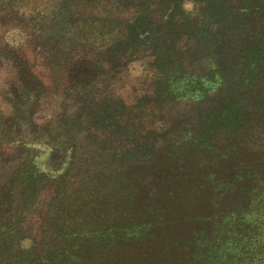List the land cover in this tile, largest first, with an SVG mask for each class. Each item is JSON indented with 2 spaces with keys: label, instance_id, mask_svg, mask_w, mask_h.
Masks as SVG:
<instances>
[{
  "label": "trees",
  "instance_id": "obj_1",
  "mask_svg": "<svg viewBox=\"0 0 264 264\" xmlns=\"http://www.w3.org/2000/svg\"><path fill=\"white\" fill-rule=\"evenodd\" d=\"M144 59L152 88L129 105L114 86ZM1 72L0 264H264V139L236 148L264 117V0H0ZM213 90L204 121L172 113ZM196 146L213 171L169 164L189 180L171 199L212 208L129 220L144 157ZM179 214L190 229L168 235Z\"/></svg>",
  "mask_w": 264,
  "mask_h": 264
},
{
  "label": "rangeland",
  "instance_id": "obj_2",
  "mask_svg": "<svg viewBox=\"0 0 264 264\" xmlns=\"http://www.w3.org/2000/svg\"><path fill=\"white\" fill-rule=\"evenodd\" d=\"M194 5L191 2L186 3L187 9H193ZM9 41L13 44H17L22 41L23 34L19 32L18 30L12 31L8 34ZM35 69L37 70L39 76L46 79V73L43 69L40 68V66H36ZM6 75V72L0 73V86H3L2 77ZM154 77V71H152V68L150 67L148 60H137L134 63H132L127 72L125 73V76L121 82H118L114 86V92L116 96L121 97L127 104H133L138 97H140L144 93H148L151 91L152 88V81ZM263 89H264V83H262ZM216 90L211 91L208 96L203 98H196V99H183L181 100L177 105L170 106L172 113H178L181 112H195L196 118H200L204 121V119L207 116V113L209 110H211L214 105H216V100L218 101L220 97L217 95L214 96ZM214 98V99H212ZM53 108H50L47 110V112L52 111ZM0 111L7 113L9 111L8 106L3 102V100L0 98ZM50 113L46 114V111H44L39 115L41 118V121L48 119L50 117ZM185 118V117H182ZM260 121V122H259ZM253 128L251 130L252 136L248 139L249 141L246 142V144H241L240 142L236 143V148L238 150H242L243 148H247V150H253V149H260L261 148V142L264 139V117L258 118L257 123L252 122ZM194 135H197V131L194 130L192 132ZM221 136V135H220ZM180 144L181 142L178 140L177 142ZM201 148L193 147L191 148V151H184V154L186 156H183L184 161L175 162L174 158L170 156H163L158 158L151 159L150 157H144V164L142 167L139 168V171H143L144 174L140 175V179L138 180L137 184H140L137 186V189L135 191V195H139V199L135 201L134 205L132 204V210L127 213V216L129 220H135V219H145L150 218L153 219L155 222H157L154 217L155 215H164L169 219L171 216V212H183L188 213L189 215L195 216L200 212V210H210L212 208L211 204H207L205 197H199L195 196L193 198V202L191 204L187 203V198H177L175 200L171 199V196H179V192H176L172 194L173 191H176V189L187 187L188 181L182 176H176V171L168 170V165L172 164L174 169L181 170L182 175L184 173L191 174L189 172V168L192 169L194 179L198 178L199 174H202L203 171H209L212 172L213 168L212 165L208 166L205 165V162H202L204 160V157H201L205 154L206 151H199ZM181 152V151H180ZM182 159V158H181ZM208 160V158H207ZM184 162V163H183ZM136 163V162H133ZM203 163V164H200ZM182 164V165H181ZM14 166V165H13ZM130 167V166H129ZM126 168V167H125ZM131 168V167H130ZM129 168V169H130ZM123 170V169H121ZM218 172H222L223 168L216 169ZM127 172V171H126ZM126 172L124 174L126 175ZM129 172V171H128ZM127 172V174H128ZM197 172L199 173L198 175ZM12 176V170L9 168L6 169L0 165V185H3L4 181ZM137 172L132 171V174L130 176L128 175V178H136ZM139 178V177H137ZM82 179L79 178L77 180L72 181L69 183L68 186V192L72 191L76 186H78V183ZM215 202V201H214ZM172 207V208H171ZM177 210V211H176ZM135 211V212H134ZM134 212L133 217L130 216ZM176 218H181V215L179 214L174 215ZM184 228H189V223H185V221L182 219L177 225L175 226H169L167 228L168 235H173L176 233H181ZM162 232L164 230L162 229ZM155 241V240H154ZM165 241V240H164ZM146 245L148 244H140V245H134L133 247H128L126 251L130 254L132 253L135 255L136 251H139L140 249H147ZM142 258V257H141ZM118 264H143L144 260H139V256H130L129 258L125 257V255L117 257Z\"/></svg>",
  "mask_w": 264,
  "mask_h": 264
}]
</instances>
